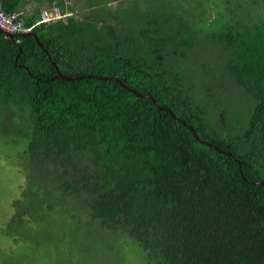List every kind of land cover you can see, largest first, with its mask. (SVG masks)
<instances>
[{"label": "trees", "instance_id": "1", "mask_svg": "<svg viewBox=\"0 0 264 264\" xmlns=\"http://www.w3.org/2000/svg\"><path fill=\"white\" fill-rule=\"evenodd\" d=\"M0 2L16 13L18 0ZM64 12L56 24L23 20L42 47L0 33V112L17 125L39 223L17 216L12 237L62 226L60 204L75 212L65 231L84 236L64 244L76 264L78 247L88 264L108 259L99 227L123 232L122 252L147 264H264V186L246 181H264V0H99L89 19ZM224 89L247 100L231 128ZM189 126L231 152L246 180ZM36 251L55 264V252Z\"/></svg>", "mask_w": 264, "mask_h": 264}, {"label": "rangeland", "instance_id": "2", "mask_svg": "<svg viewBox=\"0 0 264 264\" xmlns=\"http://www.w3.org/2000/svg\"><path fill=\"white\" fill-rule=\"evenodd\" d=\"M225 91L226 94L224 97L220 98L219 103L223 104L228 110V112H226L225 114V120L221 118V116L220 118L221 121H226L227 123H229L230 125H228V127L231 128V126L233 127L235 124L240 122V114L244 112L247 100L243 97H237L236 95L229 93L233 91L224 89L223 92ZM12 121L13 114L11 113V111L8 110L5 113L0 112V250L2 252L1 257L6 260V262H9L14 261L19 257L23 256L20 260L21 264H29V261L30 264H39L41 255L36 251V249L46 248V256L48 259L52 260L53 252L58 255L56 260L55 256H53L55 264H76L75 262H73L77 261L76 257L69 255V252L71 251L68 245L78 243L76 241L82 239L83 235L76 233V229L71 234H68V230L65 231V229L69 228L70 226V223L67 224V222H70V213L74 214L75 212L66 211V208L62 209V206L60 204H58V210H60V213H58L57 211L55 213L59 214V217H61V222L57 223L63 224L62 226H55V224L49 221L46 225L44 235H33L27 241L23 240V232L17 235V237L15 236V239L10 234V227H12V224H14V222L16 221L17 216L21 218V224L22 221H27L29 224H33L34 231L38 230L39 224L37 220L33 218V216H38V213H35V206L27 204L25 201V197L27 196V194L31 196L32 193L36 195L37 192L34 189L35 186L33 187V177L31 178L32 174L31 172H28V167L19 166V163L22 160V153L24 148L23 146L19 145L16 141L18 139L17 125L13 124L12 126ZM11 126L12 128L10 129ZM39 177L40 176L34 177V179L36 180V187L40 189L39 185L42 184L44 185V190L49 191L50 181L44 178L40 179ZM43 212L47 213L46 211ZM51 215L52 214L48 216L51 217ZM48 216L45 217L46 220H49ZM73 223L74 226L77 225L74 220ZM13 226L17 229L16 224H14ZM61 228H64L63 232ZM99 229L100 232H102L100 233V236L106 240V244L107 242H109L107 244V250L108 253H111L108 254V259L106 258V260L102 262L103 264L146 263L145 261H143L142 258L137 255V252L133 248L127 250V248L123 246L126 250L122 252L120 246L123 244H127L126 241L130 240L128 236L122 234L123 232H110V230L106 229L105 227H99ZM31 232H29V234ZM76 235L77 237H75ZM52 236L55 237L50 240ZM40 237H43V239L39 240ZM61 241H63L64 243ZM65 243L68 245L65 246ZM66 250L69 251L65 255ZM83 251L85 250L83 249ZM77 252L79 256L78 263L88 264V262L84 261V259H81V255L84 256V254L81 251L79 252V247L77 249ZM25 253L28 256H24ZM112 254L113 256H111ZM86 258L89 260L87 256ZM31 260L33 261V263L31 262Z\"/></svg>", "mask_w": 264, "mask_h": 264}, {"label": "crops", "instance_id": "3", "mask_svg": "<svg viewBox=\"0 0 264 264\" xmlns=\"http://www.w3.org/2000/svg\"><path fill=\"white\" fill-rule=\"evenodd\" d=\"M96 3V0H18L15 12L20 14L23 20H29L38 19L44 10L60 7L68 13H72L74 18L78 19L81 16L89 19L91 9Z\"/></svg>", "mask_w": 264, "mask_h": 264}, {"label": "built area", "instance_id": "4", "mask_svg": "<svg viewBox=\"0 0 264 264\" xmlns=\"http://www.w3.org/2000/svg\"><path fill=\"white\" fill-rule=\"evenodd\" d=\"M59 12H60L59 10L55 14H50L48 12H45L42 15V20L39 23H51L60 19L62 16L60 15ZM0 26L10 28L14 30L16 34L31 31V28L24 27L23 22L20 19V14L6 12L1 2H0Z\"/></svg>", "mask_w": 264, "mask_h": 264}, {"label": "water", "instance_id": "5", "mask_svg": "<svg viewBox=\"0 0 264 264\" xmlns=\"http://www.w3.org/2000/svg\"><path fill=\"white\" fill-rule=\"evenodd\" d=\"M1 31V30H0ZM6 36L7 37H9L10 39H14L15 38V36H13V35H10V34H7L6 33ZM18 36H21V37H27V36H33L35 39H36V41H37V43L42 47V44H41V42H40V39L38 38V36H37V34H35L34 32H31V33H25V34H22V35H17V37ZM57 68V67H56ZM58 71V74H57V78H60V79H64V80H80V79H83V78H85V77H68V76H65V75H63L59 70H57ZM99 79H103V80H110V81H116V82H118V83H122L119 79H115V78H112V77H98ZM130 91H132L134 94H136V95H141L140 93H138L136 90H132V89H129ZM142 96V95H141ZM143 97H145V96H143ZM165 110H167V111H170V109H167V108H165ZM171 112V111H170ZM171 114L173 115V117H175L176 118V116L171 112ZM183 122V121H182ZM184 123V122H183ZM193 132H194V137H195V139L198 141V142H200V143H202V144H205V145H207L208 147H216L214 144H212V143H209L208 141H204V140H202V139H200L199 137H198V135H196L195 134V131H194V129L193 128H191V127H189ZM221 152H223V153H225V154H227L228 156H230V157H233L234 159H235V161L238 163V165H239V171H240V174H241V176L246 180V178H245V176H244V174H243V172H242V164H241V162L238 160V159H236L234 156H233V154L231 153V152H225V151H221ZM248 183H253V184H257V185H261V186H264V181H258V182H256V181H252V180H246Z\"/></svg>", "mask_w": 264, "mask_h": 264}, {"label": "bare ground", "instance_id": "6", "mask_svg": "<svg viewBox=\"0 0 264 264\" xmlns=\"http://www.w3.org/2000/svg\"><path fill=\"white\" fill-rule=\"evenodd\" d=\"M60 11L59 13H60V15L62 16L60 19H58V20H56V21H54V22H51V23H39L41 20H42V15L45 13V12H48V13H50V14H55L57 11ZM20 19H21V21L23 22V19L20 17ZM67 19V15H66V13H64V10H62L60 7H53L52 9H49V10H44V11H42L41 12V14H40V17H39V19H38V21H37V23L34 25V27L35 26H38V25H40V24H54V23H56V22H58V21H61V20H66ZM39 23V24H38ZM23 25H24V22H23ZM24 27H26L25 25H24ZM26 28H29V27H26ZM0 33H2V34H4L5 36H6V33L7 34H10V35H13V36H15V38L17 37V35H22V34H25V33H31V32H33L32 30H33V27H31V31H29V32H24V33H19V34H16V32L14 31V30H12V29H10V28H6V27H1L0 26ZM36 34V33H35ZM7 37V36H6ZM18 37H21V36H18ZM9 38V37H8ZM14 38V39H15ZM10 39V38H9ZM14 39H11V40H14ZM45 52L46 53H48L46 50H45ZM55 65V64H54ZM56 67V66H55ZM189 127H191V128H193L192 126H189ZM196 135H198L197 133H195ZM199 137V136H198ZM200 138V137H199ZM210 143V142H209ZM217 151H219V152H221L222 150L221 149H219L218 147H214ZM223 153V152H222Z\"/></svg>", "mask_w": 264, "mask_h": 264}]
</instances>
